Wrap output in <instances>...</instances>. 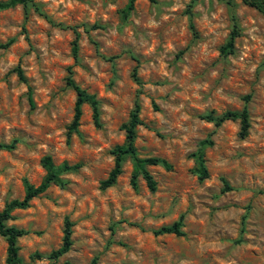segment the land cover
I'll use <instances>...</instances> for the list:
<instances>
[{
	"label": "rangeland",
	"instance_id": "1",
	"mask_svg": "<svg viewBox=\"0 0 264 264\" xmlns=\"http://www.w3.org/2000/svg\"><path fill=\"white\" fill-rule=\"evenodd\" d=\"M33 1L39 11L0 10V42L12 39L0 48V142L16 139L14 149L0 150V210L23 196L24 178L40 183L44 155L77 167L62 174L65 186L53 184L13 211L8 224L28 230L18 239L19 256L51 264L30 256L57 249L68 218L72 245L57 264H264V13L249 0H197L192 30L191 0H136L128 14L127 0ZM92 24L99 27L86 31ZM72 27L80 31L77 60ZM232 30L233 50L221 54ZM68 69L100 104V126L85 103L69 139L76 94L66 84ZM246 95L245 137L238 120L216 126L201 117L241 109ZM136 99L138 155L172 167H148L155 191L142 178L133 189L126 158L115 184L102 189ZM204 139L212 141L204 148L209 175L199 181L191 153ZM181 215L183 235L153 234ZM6 250L0 236V264Z\"/></svg>",
	"mask_w": 264,
	"mask_h": 264
},
{
	"label": "trees",
	"instance_id": "2",
	"mask_svg": "<svg viewBox=\"0 0 264 264\" xmlns=\"http://www.w3.org/2000/svg\"><path fill=\"white\" fill-rule=\"evenodd\" d=\"M136 0H127V3L124 8V12L128 14L133 8ZM151 2H155L156 0H149ZM197 0H191L188 4L187 13L189 15V26L192 30H194V23L192 21V6ZM249 3L259 9L264 13V0H249ZM17 5H21L25 12L29 10V8H33L39 11L38 6L34 3L33 0H0V10L15 7ZM99 26L96 24H92L91 26H85V30L96 29ZM72 31L74 33V38L71 45V54L74 60L78 58L79 52V39H80V31L77 27H72ZM234 36L235 31L232 30L228 40L226 43L220 48L221 54H229L233 50L234 45ZM12 43V39L7 40L5 42H0V48H7ZM14 72L18 76V78L26 82V76L23 72V69L20 65H17L14 68ZM133 77L135 81H138V77L136 75V69L133 71ZM66 84L69 85L76 94V99L74 103L73 116L70 123L67 125L66 136L69 139L74 133L78 132V128L80 125V119L82 115V105L87 103L90 105L92 110V119L95 126H100V104L99 100L94 94L88 93L84 88H82L72 77L71 69H68V75L66 77ZM28 101L31 107L34 106L33 98H32V89L28 86ZM249 99V95H246L244 98V105L241 109L237 110H226L220 114L214 113H204L201 117L208 121L212 122L214 125L219 126L226 120H238L240 123L239 135L240 137H245L248 134L250 121H249V111L247 107V101ZM140 102L138 99L134 101L133 108L129 113L128 120L121 125L122 129L125 133V138L122 144L116 145L111 153L114 156L113 167L108 172L107 176L100 181V187L105 189L115 184L118 176L122 172V165L126 158H129L132 164V170L130 175V185L133 189H137L138 180L142 178L146 186L150 191H155L157 188V181L149 171V166H161L166 170H170L172 165L166 159L157 157V156H149V157H141L138 155L137 148L135 146V138H136V127L141 123L140 120ZM212 141L210 139L201 140L198 144L197 149L191 153L195 161V165L192 171L196 174L197 179L199 181H203L209 175L207 166L205 164V152L204 148L206 145H211ZM16 146V139H13L10 142H0V150H12ZM42 167L45 170V174L40 181L39 184L35 185L30 183L26 178L23 179L24 186V194L21 198H13L8 200L2 210H0V236L3 237L7 243V256L5 263L6 264H27L20 256H19V245L18 239L19 237L28 233V230L24 228H19L15 225L8 224V221L13 219V211L16 209H24L29 206L30 201L44 193L48 187L51 185H58L60 187L65 186L67 183L66 179L62 177V174L75 169L77 165H70L66 162L57 166L54 164L52 157L50 155H44L41 159ZM225 187L228 188L227 183L224 181ZM264 192V189L262 190ZM72 225L73 223L66 218L64 223V235L62 239L61 245L54 250H51L47 255H43L39 252H35L30 256L31 260H39L43 257L48 258L51 261V264H57L56 262L64 256L72 245ZM183 226V216H179V218L169 225H162L159 228L153 230V234H175V235H183L184 232L182 230ZM96 260L93 259L90 264H95ZM62 264H69L67 261Z\"/></svg>",
	"mask_w": 264,
	"mask_h": 264
}]
</instances>
